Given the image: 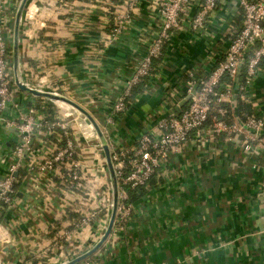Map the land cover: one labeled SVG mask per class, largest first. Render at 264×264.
<instances>
[{
    "label": "crops",
    "instance_id": "1",
    "mask_svg": "<svg viewBox=\"0 0 264 264\" xmlns=\"http://www.w3.org/2000/svg\"><path fill=\"white\" fill-rule=\"evenodd\" d=\"M23 1L0 0L17 104L0 120V178L21 139L8 121L32 109L66 128H45L33 137L17 173L15 201L2 211L0 264H64L94 248L109 226L114 184L107 154L87 116L20 89L16 80L80 104L104 132L111 155L132 150L142 135L159 134L165 118L182 112L194 81L189 73L206 74L218 64L244 15L240 0H220L204 27L195 29L194 2L154 58L151 73L134 87L128 109L116 113L115 103L162 32L163 0H28L15 60ZM115 8L130 17L109 40ZM241 90L235 87L232 102L223 105L221 116L231 105L232 123L243 120L237 108ZM244 94L252 113L264 117V62ZM68 138L73 156L42 171L44 158L65 149ZM79 264H264V151L247 149L242 135L227 141L225 134L207 140L193 134L159 167L129 218Z\"/></svg>",
    "mask_w": 264,
    "mask_h": 264
},
{
    "label": "built area",
    "instance_id": "2",
    "mask_svg": "<svg viewBox=\"0 0 264 264\" xmlns=\"http://www.w3.org/2000/svg\"><path fill=\"white\" fill-rule=\"evenodd\" d=\"M220 0H163L164 26L159 37L154 41L151 49L142 61L139 69L129 81L126 89L114 105L116 113H123L128 109L133 98V90L153 70L154 58H159L163 52L165 41L169 39L170 32L179 27L183 17L196 2L198 10L193 18V27H204L208 18L218 8ZM135 4L129 0L127 5ZM244 19L235 32V35L220 59L218 64L208 73L190 72L194 81L187 88V104L179 115H170L159 125L160 133H146L142 135L139 145L132 150L112 152L118 187L119 206L116 225L130 215L131 204L127 186L132 188L149 185L150 180L157 174L169 156L187 143L192 135L207 140L225 134L227 141H232L236 135H242L247 149L264 151V117L250 115L243 125L238 122L227 123L221 118L225 111L223 105L231 103L235 85L245 89L259 76L261 64L264 62V0H240ZM129 9V8H128ZM129 13L118 12L115 8L114 19L116 27L109 35L113 40L129 22ZM9 45L3 35L0 22V120H3V111L10 105L17 106L15 87L11 80L12 58ZM244 70L245 83L241 84ZM228 79V81L225 79ZM197 88L193 91L195 85ZM190 95V98L188 96ZM218 113H215V107ZM21 120L8 121L9 125L16 126L20 134V142L10 152V165L7 174L0 178V220L2 211L15 201L17 191V175L25 162L26 150L30 141L37 133L47 129L52 133L56 127L66 128L60 119L50 120L48 117H36L35 111L30 110ZM5 120V119H4ZM110 121V119H109ZM67 136V135H66ZM68 137V136H67ZM70 137V136H69ZM74 145L71 138L67 139V146L63 150L50 153L40 164L42 171L50 172L56 169V164L64 161L74 154ZM77 179V174L73 175ZM121 216V217H120Z\"/></svg>",
    "mask_w": 264,
    "mask_h": 264
},
{
    "label": "water",
    "instance_id": "3",
    "mask_svg": "<svg viewBox=\"0 0 264 264\" xmlns=\"http://www.w3.org/2000/svg\"><path fill=\"white\" fill-rule=\"evenodd\" d=\"M28 0H24L20 6V9L18 11L17 14V21H16V40H15V49H14V53H15V60H17V56H18V38H19V23L23 14V11L25 9L26 3ZM16 84L18 85V87L24 91H27L29 93H32L33 95L36 96H40V97H45L48 98L50 100L53 101H59L62 103H67L70 104L71 106H73L74 108H76L77 110L81 111L85 116L88 117V119L92 122L93 127L96 129L98 136L104 146V149L106 151L107 154V159H108V163L110 166V170H111V175H112V179H113V189H114V201H113V208H112V213H111V219H110V223L109 226L106 230V232L104 233L103 237L100 239V241L97 243V245L92 248L91 250L67 261L64 264H79L81 261H84L85 259L89 258L93 253H95L104 243L105 241L108 239V237L110 236L113 228L115 227V223H116V219L118 217V206H119V187H118V180H117V176H116V172H115V168H114V164L112 161V156H111V152L108 146V140L104 134V132L102 131V129L99 127V125L96 123V121L94 120V118L81 106L79 105L77 102L73 101L72 99L61 95L59 93H54V92H48V91H43V90H38L35 89L31 86H29L28 84L20 81L19 79L16 80ZM198 84L195 85L193 91L197 88ZM237 84L235 85V87L237 88ZM188 98H190V95L188 96ZM188 99L185 100V102H187ZM237 122L240 123L241 125H243V121L240 118H237ZM245 128L246 126L243 125ZM261 134H264V131L260 132ZM33 143V139L30 141V145ZM29 149L26 150L25 155H27ZM17 175V173L15 174Z\"/></svg>",
    "mask_w": 264,
    "mask_h": 264
},
{
    "label": "trees",
    "instance_id": "4",
    "mask_svg": "<svg viewBox=\"0 0 264 264\" xmlns=\"http://www.w3.org/2000/svg\"><path fill=\"white\" fill-rule=\"evenodd\" d=\"M120 3L121 2H119L118 4H120ZM245 78H246V72H244V74H243L241 84H244ZM134 95H135V91L133 90V96ZM239 95H240V97H239L237 108L239 110V113L241 114L243 121H247L248 117L253 114L252 113V105L246 100V99H248L247 97H245V99L243 98L245 96L244 89H242L239 92ZM36 107L38 109H43L42 105H38ZM52 107H53V105L50 104L48 108L52 111ZM227 108H228V112L225 113L223 116H221V118L227 123H232L234 121L233 114H232V107H231V105H227ZM152 180H153V178L150 180V182H152ZM150 182H149V184H150ZM126 188L128 190V194H129V198L127 200V203L131 204V205H133L134 202L137 199H139L141 196H143L146 192V187H144V186H140V187H136V188H132L131 186H127ZM129 216L125 217L124 220L129 218Z\"/></svg>",
    "mask_w": 264,
    "mask_h": 264
},
{
    "label": "rangeland",
    "instance_id": "5",
    "mask_svg": "<svg viewBox=\"0 0 264 264\" xmlns=\"http://www.w3.org/2000/svg\"><path fill=\"white\" fill-rule=\"evenodd\" d=\"M57 103L60 104V105H62V106H64V107H66V108H69V109L75 110L78 114H81V113H82L81 111L77 110L76 108H74V107L71 106L70 104L62 103V102H59V101H57ZM79 105H80V104H79ZM83 116H84V114H83ZM72 259H73V258H72ZM69 260H71V259H69Z\"/></svg>",
    "mask_w": 264,
    "mask_h": 264
}]
</instances>
